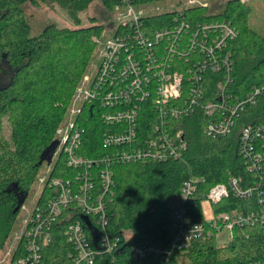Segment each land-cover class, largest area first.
Returning <instances> with one entry per match:
<instances>
[{
	"label": "built area",
	"instance_id": "2783aa9c",
	"mask_svg": "<svg viewBox=\"0 0 264 264\" xmlns=\"http://www.w3.org/2000/svg\"><path fill=\"white\" fill-rule=\"evenodd\" d=\"M136 1L123 0L114 8L118 23L102 40L96 72L78 89L71 120L57 132L55 156L62 155L75 175L42 178L50 195L42 199L39 194L23 233L0 264H47V249L60 233L70 247L64 264H174L195 246L228 239L229 245L217 246L226 249L237 232L247 228H261L264 234L262 124L245 126L240 132L239 153L253 185L243 186L230 177L227 183L213 186L201 203L199 218L192 203L200 179L186 181L172 205L168 240L137 242L130 233L110 229L108 208L114 196L116 164L178 159L189 143L176 122L190 116L203 119L208 138L228 137L247 107L256 105L264 93L258 88L243 97L233 93L234 60L229 44L238 36L236 27L227 21H191L184 12L197 5L208 7L207 3L180 0L157 13L151 7L168 5V0ZM171 13L176 15L166 26L146 27L150 18ZM84 106L97 110L92 115L97 121L90 124L106 127L102 142L109 151L95 158L82 154L88 130L78 116ZM145 108L157 118L147 137L142 133ZM231 197L255 199L256 207L215 211L216 205ZM20 241L23 245L18 248ZM241 264H264V259Z\"/></svg>",
	"mask_w": 264,
	"mask_h": 264
},
{
	"label": "trees",
	"instance_id": "16d2710c",
	"mask_svg": "<svg viewBox=\"0 0 264 264\" xmlns=\"http://www.w3.org/2000/svg\"><path fill=\"white\" fill-rule=\"evenodd\" d=\"M94 1L108 10L123 4V0H60V3L71 10L72 21L80 25L81 19L74 10L82 12ZM161 1L138 0L134 4ZM28 2L36 0H0V81L6 70L9 74L8 82L0 84V249L16 227L32 187L42 179L45 163L52 168L49 177L75 175L65 165L62 155L52 166L58 148L57 132L74 108V97L96 52V41L106 33L105 26L95 24L96 19L92 18L88 27L71 29L48 23L35 34L26 14ZM251 11L252 7L241 0H227L221 11L199 5L184 10L191 21H227L236 27L238 36L231 41L229 49L234 60L233 93L238 97L254 88L264 92V35L251 26ZM175 15H157L147 21L146 27L166 26ZM94 110L84 106L78 116L88 130L82 154L89 158L109 151L102 142L106 127L90 124L97 121L92 117ZM146 110L143 137L153 133L152 127L157 122L156 115H149ZM177 123L186 132L189 143L181 157L114 166V196L108 208L111 230L130 233L137 242L168 240L172 205L186 181L200 179L192 203L199 218L201 203L213 186L227 183L230 177H236L243 186L253 185L246 160L239 153V140L243 127L264 125V93L256 105L247 107L228 137L208 138L200 116H190ZM41 193L42 199L50 195L44 187ZM255 207V199L238 201L231 197L216 205L215 211ZM22 245L20 241L18 248ZM69 248L60 233L47 249V264L66 263ZM261 259H264L263 231L247 228L237 232L236 239L226 249H219L215 243L195 246L185 253L181 262L174 264H241Z\"/></svg>",
	"mask_w": 264,
	"mask_h": 264
},
{
	"label": "rangeland",
	"instance_id": "374dc122",
	"mask_svg": "<svg viewBox=\"0 0 264 264\" xmlns=\"http://www.w3.org/2000/svg\"><path fill=\"white\" fill-rule=\"evenodd\" d=\"M176 1L180 0H168V5H154L151 12H162L163 10L167 8H171L173 4H176ZM187 2V0H184ZM202 3H207L209 7L213 9V11H221L223 5L227 0H199ZM242 1V0H241ZM245 3L249 4L252 7L251 11V17H250V24L251 26L257 30L259 33L264 35V0H243ZM242 1V2H243ZM243 2V3H244ZM186 6V4L184 5ZM177 7V6H175ZM26 14L28 18L30 19V22L32 24L33 33L37 34L40 33L43 28L48 23H56L60 27H67L71 29L75 28H84L92 25V18L96 19L95 24L104 25L106 28V35H104L103 38H107L109 35L112 34L110 32L113 27L118 23L119 13L117 11L108 10L105 9L100 2H91L90 5H88L87 8H85L84 11H77V15L81 19V24L76 25L72 21V12L67 8L66 6L62 5L60 3V0H36L35 3L28 2L25 6ZM177 9H180V7H177ZM124 10V9H123ZM102 40L99 39L96 41L97 48L96 52L94 54V57L92 59V62L90 64L89 70L83 79L82 85H87L86 78H91L97 68V64L99 62L101 48H102ZM6 69V67H5ZM8 71L6 70L2 76V79L0 81V84H4L8 82L9 76ZM76 107H81V104L76 105ZM71 120L70 117L66 120V124ZM59 157V153L54 158L53 165H55L57 159ZM50 164L45 163L42 167L41 171V178H48V168ZM43 188V180L40 179L37 181V183L32 187L31 193L22 208L19 217L18 222L16 224V227L14 228L13 232L10 234L9 238L4 244V247L0 249V261H2L6 255L13 250L15 247L17 238L23 233L25 221L28 219L29 214H31L35 208L37 199L39 197V194L41 193ZM2 238H0V241ZM230 241L228 239L221 240L219 245H229ZM182 260V259H181Z\"/></svg>",
	"mask_w": 264,
	"mask_h": 264
},
{
	"label": "water",
	"instance_id": "95a60500",
	"mask_svg": "<svg viewBox=\"0 0 264 264\" xmlns=\"http://www.w3.org/2000/svg\"><path fill=\"white\" fill-rule=\"evenodd\" d=\"M58 144H59V143L57 142L56 147L58 146ZM55 150H56V149H54L53 153L55 152ZM51 158H52V156L49 157V160H51Z\"/></svg>",
	"mask_w": 264,
	"mask_h": 264
}]
</instances>
